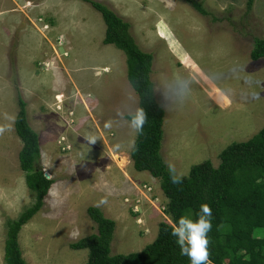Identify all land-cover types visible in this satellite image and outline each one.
Masks as SVG:
<instances>
[{"label": "rangeland", "instance_id": "374dc122", "mask_svg": "<svg viewBox=\"0 0 264 264\" xmlns=\"http://www.w3.org/2000/svg\"><path fill=\"white\" fill-rule=\"evenodd\" d=\"M87 1L129 22L138 47L153 56L164 163L186 176L206 160L217 167L226 146L264 125V59L250 56L255 39L264 38V0L249 10L246 0H198L210 17L183 0H0V124L16 117L20 97L39 137L38 166L54 181L19 233L26 264H86L88 250L70 244L96 233L89 207L115 222L111 255L140 252L159 223L170 222L159 181L134 170L131 130L117 116L138 107L126 57L103 43L102 16ZM182 82L191 88L183 106ZM21 147L15 130L0 136V264L6 223L34 203L19 167Z\"/></svg>", "mask_w": 264, "mask_h": 264}, {"label": "trees", "instance_id": "16d2710c", "mask_svg": "<svg viewBox=\"0 0 264 264\" xmlns=\"http://www.w3.org/2000/svg\"><path fill=\"white\" fill-rule=\"evenodd\" d=\"M200 16H211L198 0H183ZM100 13L105 24L103 43L114 45L126 57L127 79L138 97V107L148 115L144 135L136 138L138 151L129 152L133 168L147 172L159 181L167 199L164 209L170 223L161 222L156 238L138 253L111 255L115 222L97 207L87 208L96 233L70 244L73 250H88L86 264H190L180 255L172 228L182 215L195 217L202 203L212 209L210 260L212 264H264V125L252 138L233 142L218 155L214 167L209 160L190 169L183 183H171L166 164L160 155L165 112L158 102L151 81L153 56L138 47L129 22L103 4L87 1ZM254 0H246L249 10ZM253 60L264 59V38L255 39L250 53ZM14 130L22 142L18 154L19 167L34 203L18 218L6 223L4 264H26L19 245V233L43 207L54 183L44 176L38 162L41 156L38 134L27 121L26 104L18 98Z\"/></svg>", "mask_w": 264, "mask_h": 264}, {"label": "clouds", "instance_id": "9594fccd", "mask_svg": "<svg viewBox=\"0 0 264 264\" xmlns=\"http://www.w3.org/2000/svg\"><path fill=\"white\" fill-rule=\"evenodd\" d=\"M191 93L190 82H182L178 86L177 95L181 99V106ZM117 116L131 130L132 139L127 144L130 152L138 151L136 138L144 135V126L148 123V115L143 107H136L133 110H118ZM8 123L0 124V136L10 133L14 130L15 117L6 116ZM113 121L105 123V128L110 129ZM97 141L95 136L88 138V142L94 144ZM117 149L121 147L117 144ZM169 179L172 184L180 185L187 175L184 171H178L172 161H166ZM106 200L101 203H106ZM165 207L163 208V210ZM212 209L207 203L199 206V211L195 217L182 215L174 223L171 235L179 247L180 255L186 256L190 264H212L210 260L211 238L209 233L212 230ZM170 223V222H169Z\"/></svg>", "mask_w": 264, "mask_h": 264}, {"label": "crops", "instance_id": "0c3cea01", "mask_svg": "<svg viewBox=\"0 0 264 264\" xmlns=\"http://www.w3.org/2000/svg\"><path fill=\"white\" fill-rule=\"evenodd\" d=\"M19 71H20V70H19ZM17 75L19 76V79H20L19 82H18V86H19L18 89H20V84H21V80H22V79H21L20 72L17 73ZM16 114H17V113H16Z\"/></svg>", "mask_w": 264, "mask_h": 264}, {"label": "water", "instance_id": "95a60500", "mask_svg": "<svg viewBox=\"0 0 264 264\" xmlns=\"http://www.w3.org/2000/svg\"><path fill=\"white\" fill-rule=\"evenodd\" d=\"M44 176H45V178H47V179L49 178L46 174H45Z\"/></svg>", "mask_w": 264, "mask_h": 264}, {"label": "bare ground", "instance_id": "6f19581e", "mask_svg": "<svg viewBox=\"0 0 264 264\" xmlns=\"http://www.w3.org/2000/svg\"><path fill=\"white\" fill-rule=\"evenodd\" d=\"M57 103V102H56ZM56 103H54V104H56ZM60 106V105H59Z\"/></svg>", "mask_w": 264, "mask_h": 264}, {"label": "built area", "instance_id": "2783aa9c", "mask_svg": "<svg viewBox=\"0 0 264 264\" xmlns=\"http://www.w3.org/2000/svg\"><path fill=\"white\" fill-rule=\"evenodd\" d=\"M44 28H46V27H44Z\"/></svg>", "mask_w": 264, "mask_h": 264}]
</instances>
